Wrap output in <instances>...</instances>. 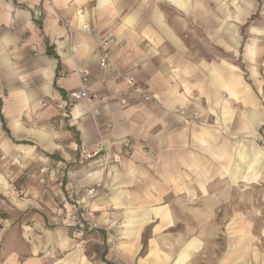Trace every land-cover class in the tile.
<instances>
[{
  "label": "crops",
  "instance_id": "1",
  "mask_svg": "<svg viewBox=\"0 0 264 264\" xmlns=\"http://www.w3.org/2000/svg\"><path fill=\"white\" fill-rule=\"evenodd\" d=\"M239 7L0 0V264L74 255L72 210L98 225L95 240H115L98 264H222L217 209L229 221L225 210H244L247 189L264 184V24L244 39ZM104 40L138 92L100 67ZM80 71L91 96L111 99H72ZM99 130L117 162L93 154ZM237 235L224 262L254 252L264 264L263 233Z\"/></svg>",
  "mask_w": 264,
  "mask_h": 264
},
{
  "label": "rangeland",
  "instance_id": "2",
  "mask_svg": "<svg viewBox=\"0 0 264 264\" xmlns=\"http://www.w3.org/2000/svg\"><path fill=\"white\" fill-rule=\"evenodd\" d=\"M237 2H240V4H238ZM230 4L232 10H234V8L239 5L241 6L239 7L240 10L245 9L246 7V10L248 12L244 18L242 16H239L240 22H242L243 24L241 28L242 37L244 39H253L254 37H256L253 32L250 33V28H259L260 24H264V0H230ZM232 10L231 17L233 16ZM234 11L236 13L238 9L236 8ZM259 143L261 145V148H263L264 150V138H262L261 141L259 140ZM91 171L93 170H90V172ZM235 197L237 198V196ZM245 198L247 201V207L244 208L245 211L243 210V208L237 207H229L225 210V213L229 214L230 216L229 221H222L221 215H223V210L221 208L217 209V221H215V237L213 242L214 250L217 253L214 255L215 261H218L220 257H222V259H226L227 256L228 258H231L233 253H237V233L239 226L243 227V225H246L248 230L250 229L252 232L256 231L259 236L263 233L264 236V184L261 188V192L259 190H254V188L247 189V191L245 192ZM259 198L262 200L261 206L258 205V207H254L252 200ZM254 209H256V212ZM85 212L87 213L86 210H72L70 212V216L74 214L76 215L75 219L78 220H81L83 217L89 218L96 225V227L91 230H85L80 234L79 237H76L73 234V230L76 226V220L70 219L72 225H68L70 229L69 236L73 240V249L78 251H76L75 254L71 256H66L65 254L63 256H55L54 259H56L53 261H57V258L59 260L62 259V261L57 264H98L99 260L105 261V254H108L109 250L114 247V245L112 246V242L114 240L113 238L112 241H109L108 239L106 243L108 244V246L105 244V242L101 243L99 240H95L93 238V233L98 229V225L93 221L91 216L88 215V213L86 214ZM82 213L83 217L80 216ZM254 214L258 216L257 219H254ZM106 237L107 236L105 235V238ZM255 241L258 245H260V240ZM261 245L264 247V240H262ZM229 253L231 254L228 255ZM115 259L118 258H116L115 256ZM225 259L222 260V264H258L259 257H257V254L253 252L252 254L246 256L245 263H239L237 260L224 262ZM220 263L221 262H216L215 264Z\"/></svg>",
  "mask_w": 264,
  "mask_h": 264
},
{
  "label": "built area",
  "instance_id": "3",
  "mask_svg": "<svg viewBox=\"0 0 264 264\" xmlns=\"http://www.w3.org/2000/svg\"><path fill=\"white\" fill-rule=\"evenodd\" d=\"M99 65L101 68H105L108 70L109 74L116 78L117 80L123 81L126 85V87L134 92H138L136 83L132 78L123 77L116 66L110 61V48H109V42L104 40L99 44ZM79 78V86L78 88L73 91L70 94V97L74 100H84L87 102V104H93L95 101H102V100H110L111 98L108 97H99L96 98L95 96H91L87 90V84L89 82V74L86 71H80L78 73ZM144 99H148V97L144 96ZM122 104L126 105L128 104L124 99L120 101ZM127 151L131 148L130 143H125ZM94 155H101V162L103 165H107L110 162H117V157H111L109 156V150L107 147V138L105 136V133H103L101 130L98 132V141L95 146V151L93 152ZM85 159H90L92 155L84 154ZM97 166H100L98 164ZM94 172L90 173V176H92ZM94 190L90 189V193H92ZM86 213V212H85ZM87 214V213H86ZM83 217V213L80 215ZM76 215H71L70 219H75ZM76 220V226L73 230V234L76 237H79L80 234L85 230H91L96 227V225L89 219L83 217L81 220ZM107 239L109 241H112V235L110 233H106Z\"/></svg>",
  "mask_w": 264,
  "mask_h": 264
}]
</instances>
